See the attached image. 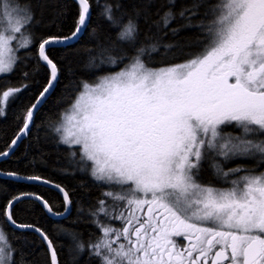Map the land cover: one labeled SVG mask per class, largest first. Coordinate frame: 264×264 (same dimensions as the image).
Returning <instances> with one entry per match:
<instances>
[{"label": "snow or ice", "instance_id": "1", "mask_svg": "<svg viewBox=\"0 0 264 264\" xmlns=\"http://www.w3.org/2000/svg\"><path fill=\"white\" fill-rule=\"evenodd\" d=\"M77 3L71 35H49L38 43V61L49 68V77L27 109L24 132L33 111L58 83V64L49 50L78 39L90 21L89 0ZM153 3L137 0L128 10L117 2L115 11L105 4L102 15L117 29L112 49L126 45L131 50L120 47V54L109 55L107 62L127 63L118 72L79 82L75 99L54 127L76 170L107 186L88 210L101 233L94 242L86 245L78 233L61 231L77 251L87 248L99 264H264V171L242 164L227 167L231 161L256 158L264 165V0H192L179 11L174 10L176 0H167L170 7L151 20ZM141 18L150 24L147 43L140 41ZM177 19L184 23L172 27ZM34 20L26 0H0V74L14 70V41L21 40L20 48L35 42L30 32ZM192 28L200 36L188 59L149 66L152 53L163 48L167 55L178 47L162 43V35ZM27 87L0 92V116ZM228 127L239 131L226 132ZM206 165L225 186L201 179ZM2 175L51 183L40 176ZM54 186L63 195V212L38 194L19 193L8 200L4 215L12 225L39 233L51 264H58L49 237L34 225H17L12 211L31 198L52 215L70 213L69 193ZM15 252L0 230V264H16Z\"/></svg>", "mask_w": 264, "mask_h": 264}, {"label": "trees", "instance_id": "2", "mask_svg": "<svg viewBox=\"0 0 264 264\" xmlns=\"http://www.w3.org/2000/svg\"><path fill=\"white\" fill-rule=\"evenodd\" d=\"M31 4L35 20L30 32L33 40L28 48L16 51V65L11 73L0 74V92L9 87L27 85L15 99L5 107V114L0 116V153L9 145L25 122L27 109L31 107L40 92L46 86L49 69L38 61L37 49L39 41L46 36H70L75 28L79 13V5L75 0H26ZM122 2L124 8L130 10L137 0H89L91 17L86 30L80 37L67 46H53L49 50L50 57L57 62L59 68L58 83L41 107L36 112L27 136L20 142L14 152L0 160L1 172H14L21 176H40L48 181L61 185L73 201L71 212L64 218L55 219L48 216L42 206L31 198H24L15 204L13 219L18 224L34 225L40 228L52 241L58 264H99L86 250L80 253L75 248V242L61 229H68L79 234L85 244L95 241L100 235L88 215L90 207L94 206L101 194L107 190L106 185L98 184L87 172L77 171L70 163V149L60 143L59 134L54 131L59 120L76 97L75 86L81 81L92 82L97 77L109 72H115L124 67L127 60L116 65L109 64L108 57L118 56L120 47L112 49L117 29L110 28L109 22L102 15L105 4ZM192 0H176L175 11L190 5ZM170 5L167 0H154L151 5V20H156V13H163ZM203 11V9H201ZM119 15V12H115ZM140 23V41L145 42L144 36L150 24ZM184 21L177 19L171 25L177 27ZM155 33L156 29L152 28ZM200 33L195 29H182L177 36L171 33L162 35V43L175 42L178 47L165 55L163 48L160 52L152 53L149 66L161 67L168 63H180L188 59L190 54L197 51V38ZM104 49H108L105 52ZM38 69V70H37ZM24 73H28L25 76ZM242 163L246 167H255L264 171V165L247 160L233 161L227 167ZM67 169V171H65ZM19 193H35L42 196L54 206V211L62 212L63 198L54 189L35 183L19 182L0 177V228L4 231L8 242L16 249V264H51L47 249L38 235L28 229L11 227L4 215V207L8 200ZM83 209L79 212L78 209Z\"/></svg>", "mask_w": 264, "mask_h": 264}, {"label": "water", "instance_id": "3", "mask_svg": "<svg viewBox=\"0 0 264 264\" xmlns=\"http://www.w3.org/2000/svg\"><path fill=\"white\" fill-rule=\"evenodd\" d=\"M76 2H77V0H75ZM75 40H77V39H75ZM75 40H72V41H70L69 43H72V42H74ZM57 46H61V45H57ZM48 68V67H47ZM49 69V68H48ZM53 90H51V92H52ZM51 92L49 93V94H47V96H46V98L43 100V102L42 103H40L38 106H37V108L33 111V118H34V116H35V114H36V112L38 111V109L41 107V105L45 102V100L49 97V95L51 94ZM40 97V94L38 95V97L36 98V100L34 101V103H36V101H37V99ZM33 103V104H34ZM33 121V120H32ZM25 123V122H24ZM31 124H32V122L29 124V129H30V127H31ZM23 128H24V124H23V126L21 127V129L19 130V132L16 134V136L13 138V140H16V144L15 145H13L12 144V141H11V143H10V145H9V148L7 149V150H5L4 152H7L8 153V155L7 156H0V160H2V159H4V158H6V157H8V156H10L13 152H14V150L18 147V145L20 144V142L27 136V134H28V132H29V129L26 131V132H24L23 131ZM4 152H2V153H4ZM0 173H8V172H1L0 171ZM20 177H28V176H21V175H19ZM0 177H4V178H8V179H12V180H15V181H19V182H27V183H35V184H39V185H41V186H44V187H48V188H51V189H54L55 191H57L58 193H59V195L63 198V195H62V193L54 186L55 184H57V183H54V182H51V183H49V184H45V183H42V182H38V181H29V180H26V179H17V178H13V177H9V176H7V175H2V176H0ZM34 200V199H33ZM36 201V200H35ZM36 202H38V201H36ZM41 206H42V204L40 203V202H38ZM42 208H43V210L45 211V213L48 215V216H50V217H52V218H55V219H60V218H64V217H66L69 213H65L64 215H60V216H56V215H52V214H50L49 212H47V210L42 206ZM63 212V211H62ZM6 221H7V223L11 226V227H13V228H15V229H28V230H31V231H33V232H35L34 230H32L31 228H25V227H16V226H14V225H12L7 219H6ZM17 225H28V224H18L17 223ZM37 235H38V237L41 239V241L43 242V244L45 245V247H46V249H47V252H48V254H49V256H50V250H49V247H48V244H47V242L41 237V235L39 234V233H37V232H35ZM50 261H51V258H50Z\"/></svg>", "mask_w": 264, "mask_h": 264}, {"label": "rangeland", "instance_id": "4", "mask_svg": "<svg viewBox=\"0 0 264 264\" xmlns=\"http://www.w3.org/2000/svg\"><path fill=\"white\" fill-rule=\"evenodd\" d=\"M16 35H17L18 37L20 36V34H16ZM20 42H21L20 39H18L17 41H14V42H13V47L16 48V51H17L18 49H20V47H17V45H18ZM16 51L13 53V55H15ZM121 69H122V68H121ZM121 69H119V70H117V71H115V72H118V71H120ZM63 113H64V112H63ZM60 120H61V118H60ZM60 120H59V122H60ZM225 131H226V132H234V133H238L239 130H234L233 128L228 127V128L225 129ZM235 161H240V162H241L242 160H235ZM247 161L256 162L257 164H260V163H261L260 160H259L258 158L254 159V160H247ZM231 162H233V161H231ZM231 162H229L228 164L230 165ZM228 164H227V165H228ZM240 164H242V163H240ZM229 165H228V166H229ZM201 179H202L204 182L214 184V185H216L217 187H223V186H225V185L222 184L221 181H219V180L215 177V175H214V173H213V170L210 169L209 167H207V165L205 166L204 170L201 172ZM0 230H2V229L0 228ZM2 231H3V230H2ZM3 233H4V231H3ZM4 234H5V233H4ZM7 242H8V240H7ZM8 243H9V242H8Z\"/></svg>", "mask_w": 264, "mask_h": 264}, {"label": "flooded vegetation", "instance_id": "5", "mask_svg": "<svg viewBox=\"0 0 264 264\" xmlns=\"http://www.w3.org/2000/svg\"><path fill=\"white\" fill-rule=\"evenodd\" d=\"M113 224H114L115 227H120V222L119 221H114ZM180 242L183 243V240L180 239Z\"/></svg>", "mask_w": 264, "mask_h": 264}]
</instances>
